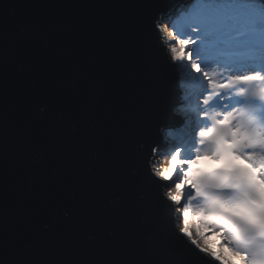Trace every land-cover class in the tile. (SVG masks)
Returning a JSON list of instances; mask_svg holds the SVG:
<instances>
[{
	"label": "snow or ice",
	"instance_id": "snow-or-ice-1",
	"mask_svg": "<svg viewBox=\"0 0 264 264\" xmlns=\"http://www.w3.org/2000/svg\"><path fill=\"white\" fill-rule=\"evenodd\" d=\"M174 15L162 0L0 2V264H264V0ZM148 33L200 87L183 142L163 134Z\"/></svg>",
	"mask_w": 264,
	"mask_h": 264
},
{
	"label": "water",
	"instance_id": "water-1",
	"mask_svg": "<svg viewBox=\"0 0 264 264\" xmlns=\"http://www.w3.org/2000/svg\"><path fill=\"white\" fill-rule=\"evenodd\" d=\"M2 2V0H0ZM79 3H114L119 2V0H75ZM166 8L172 11L175 15L173 18L177 17L185 8H187L191 0H162ZM84 11V10H81ZM122 10H108V9H96L93 11L92 19L95 21L104 22L109 19V13L117 12ZM143 43L148 51V54L155 65L158 66L159 70L164 75L168 86V116L164 122V130L168 128H175L179 131L185 120L180 119L179 116L174 115L173 111L176 109L177 105V95L180 92L178 88V75L175 71V65L169 63L170 57L165 51L164 45L161 41V36L158 33H148L143 38ZM163 130V131H164ZM181 130V129H180ZM160 132V129L155 125L152 128V134L155 136ZM172 222H170L171 225ZM207 264V261L204 262Z\"/></svg>",
	"mask_w": 264,
	"mask_h": 264
},
{
	"label": "rangeland",
	"instance_id": "rangeland-1",
	"mask_svg": "<svg viewBox=\"0 0 264 264\" xmlns=\"http://www.w3.org/2000/svg\"><path fill=\"white\" fill-rule=\"evenodd\" d=\"M182 13H183V11H182ZM181 14H178L177 17L173 18V19L174 20L178 19ZM165 35H166V33H165ZM167 54L170 57V54L169 53H167ZM174 65H175L176 74L178 75V88L177 89L180 91V92H178V95H177V98H179V99H177V102L180 104L177 105L176 109L173 111V114L179 116L180 119L185 120V122L181 126V128H183V129H181V131H183L184 127H185L189 133L190 125L195 124L197 122L196 115H195L196 111H197L196 97L199 94L200 87H199L198 82H196V86L193 87L190 91L189 90V84L187 81V77L185 75V70L179 66V62H176V64H174ZM180 79L183 82L182 84L185 85L184 86V92H181L182 89L179 85ZM187 114H191V120L188 119ZM200 126H203V125L201 124ZM163 134L169 141H176V142H183L184 137L186 136V135H183L182 132L180 133V132L176 131L175 128H171V127L168 129H165ZM159 163L162 165H166L167 161L166 160H160ZM189 227H190V230L193 232L194 235L196 233V230L199 229V231L205 235V238L207 239L209 246L216 248L217 251H219L217 245L219 244L220 237L215 233H211L209 235L211 230L205 228L200 223V218L198 216H196L191 211L189 212ZM237 264H238V261H237Z\"/></svg>",
	"mask_w": 264,
	"mask_h": 264
},
{
	"label": "bare ground",
	"instance_id": "bare-ground-1",
	"mask_svg": "<svg viewBox=\"0 0 264 264\" xmlns=\"http://www.w3.org/2000/svg\"><path fill=\"white\" fill-rule=\"evenodd\" d=\"M182 83H183V82H182V81H181V79H180V84H179V85H180V87H181V89H182V90H181V92H184V86H185V85H184V84H182ZM180 129H183V128H180ZM180 129H179V131H178V132H180V133L182 132V133H183V135H187V134H188V131L186 130V128H185V127H184V130H183L184 132H183V131H181ZM163 132H164V131H163Z\"/></svg>",
	"mask_w": 264,
	"mask_h": 264
},
{
	"label": "trees",
	"instance_id": "trees-1",
	"mask_svg": "<svg viewBox=\"0 0 264 264\" xmlns=\"http://www.w3.org/2000/svg\"><path fill=\"white\" fill-rule=\"evenodd\" d=\"M182 13V12H181ZM180 13V14H181ZM182 15V14H181ZM181 15H180V17H181ZM180 17L178 18V19H175L174 21L177 23V25L179 26V23H180ZM176 18V17H175Z\"/></svg>",
	"mask_w": 264,
	"mask_h": 264
}]
</instances>
